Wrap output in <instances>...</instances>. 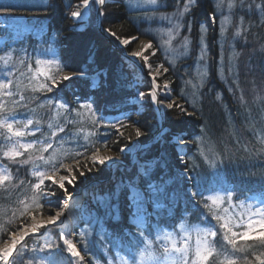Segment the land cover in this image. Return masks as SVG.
<instances>
[{"label": "trees", "instance_id": "1", "mask_svg": "<svg viewBox=\"0 0 264 264\" xmlns=\"http://www.w3.org/2000/svg\"><path fill=\"white\" fill-rule=\"evenodd\" d=\"M79 1L47 0V7L16 11L15 14L48 20L47 32L36 39L30 37L27 43L20 42L0 55H12L14 59L6 76V81H12L14 97L0 95V172L7 171L8 175L14 176L9 183L0 185V215L10 209V213L0 217V243L25 221V207L33 209L35 215L46 216L50 214L49 207L63 197L57 191L51 196L54 198L52 204L48 201L44 204L43 199L42 203L47 207L36 209L31 199L33 194L19 192L18 184L22 179H34V172L50 170V165H45L41 156L63 163L76 160L79 149L84 153L79 157H84L80 164L91 165L87 157L99 148L110 149L127 161L128 155L119 150L132 141L145 143L158 130L150 105H145L141 114L130 113L111 123L104 116L99 117L101 106H117L134 95V89L128 90L127 86L135 68L125 62L100 34L94 25V11H91L88 27L84 30L74 28L69 14ZM68 4L71 7H66ZM257 4L264 6V0H245L244 7L240 0H156L155 3L151 0H108L102 8L105 16L101 21L103 27L116 34L110 38L114 44L118 42L117 37L123 39L134 35L149 40L152 48L144 53L147 64L161 63L165 67L162 79L170 80L174 96H179L192 114H183L181 118L173 109L164 112L167 131L161 141L151 144L145 151L144 158H153L155 163L146 166L144 175L134 165L128 169L116 165L111 175L106 164L91 166V171L78 166L77 170L84 171L85 175L78 176L76 182L66 188L73 192L78 186L89 184L80 206L82 219L74 232L87 264H96L94 243L112 242L113 237L119 236L129 240L136 251L143 252L148 246L139 235L141 232L157 229L169 235L184 222L198 227L214 226L212 229L218 236L212 238L216 241V250L210 258L212 264H224L230 257L243 264L242 254L235 253L223 240L220 224L230 222L233 231H244L237 222L246 212L243 204L246 195H264V15L255 8ZM248 5L252 6L251 11ZM130 49L129 46L125 48L126 51ZM142 66H146L145 62ZM100 69L106 71V77L99 75L94 88L88 80L74 78L68 82L60 76L64 71L92 74ZM44 74L55 75L59 80L52 93L35 90L45 82ZM21 96L25 98L23 102ZM18 103L21 106L18 107ZM44 103L59 111H51L47 119L48 111L41 108ZM103 113L109 112L102 109ZM28 119L41 131L27 132L23 124ZM6 123L25 131V136L13 137L4 126ZM121 125L125 127L121 128ZM137 128L141 132L139 137L135 135ZM171 134L180 135L190 143L181 160L170 141ZM49 136L52 145L49 151L33 158L32 149H39ZM25 141L33 147L23 153L20 146ZM85 146L90 150L85 151ZM54 149L55 153L52 152ZM72 149L74 153L62 160V154ZM14 151L21 152L16 161L5 160L4 154ZM180 169L189 173L192 193H200L195 198L191 196L194 203L189 200L188 181L180 174ZM150 181L156 186L149 197V209L152 202L162 206L152 210L149 218L152 226L139 229L129 207V189L133 186L139 188L140 193H148ZM47 187L53 185L48 183ZM225 188L232 191L231 200L223 191ZM218 193L224 197H213ZM214 215L221 217L218 223ZM102 226L106 227L107 233ZM172 244L170 235L162 247ZM239 244L247 249L248 259L257 264L254 256L264 252V248L258 246L259 242L249 240L239 241ZM19 254V263L15 259L13 264H26L29 260L34 264L30 249ZM56 257L68 264L63 253H56Z\"/></svg>", "mask_w": 264, "mask_h": 264}, {"label": "snow or ice", "instance_id": "2", "mask_svg": "<svg viewBox=\"0 0 264 264\" xmlns=\"http://www.w3.org/2000/svg\"><path fill=\"white\" fill-rule=\"evenodd\" d=\"M152 3H155L156 0H151ZM241 7L245 6V0H240ZM81 4L83 5L84 10L89 11L94 8L95 5L101 6V8L106 7V0H81ZM47 7V5H44L41 3L40 5H32L29 6L27 3H21L19 0H0V14H4L7 16H12L21 8L30 9V7ZM66 7H71V4L66 5ZM187 7V6H186ZM101 8H96L95 13L97 16H105V12L101 10ZM249 10H252V6L248 5ZM256 9H259L261 15H264V6H261L259 4L255 5ZM71 17L78 20L83 21V17L85 16V13L82 12L79 8L75 11H72L70 13ZM100 27L104 32H106L110 36H115L116 34L112 32L109 28L103 27V22L101 21ZM27 30V29H25ZM119 43L121 45H129L130 40L127 38H119ZM152 48L151 43H145L143 45V48L139 51H133L131 53V56L135 58H141L144 60L145 63H147V57L143 55L144 50ZM37 63H40V61H37ZM59 67V65H58ZM45 75V82L39 84V88L35 89L36 91L41 92H47L52 93L53 88L56 87L59 83V81L56 79L55 75ZM84 73H72V74H65L61 77V80L71 82L74 80V78L78 76H83ZM48 81H51V83H48ZM157 87L156 78L153 76L152 78V88L155 89ZM164 88L167 89L168 85H164ZM166 95L163 97H160L157 95V92L155 90L151 91L148 94H145L144 92H140L139 96L143 99H148L155 103V104H162L166 106L168 109L179 108L181 113H185V109L181 107L179 104L175 103L174 101H171L170 94L165 92ZM0 95H2L5 98L14 97V92L12 90V81H0ZM25 98L21 96L20 101L23 102ZM90 99V98H89ZM168 101L165 103V101ZM16 103L15 101H13ZM17 106H21L19 103ZM64 106V105H61ZM83 107V105H81ZM89 109H91V104L88 105ZM71 114V110L69 111V115ZM188 115H191V113H186ZM14 119V117H11ZM71 122L70 120L68 121ZM95 124L96 122L93 121ZM33 124V121L31 119H28L26 123L23 124L24 129H28L30 125ZM4 126H6L7 131L11 133L13 137L21 138L25 136V131L20 130L19 128H14L12 123H6ZM108 127H112V125H108ZM121 128L125 127L124 125L120 126ZM63 131V129L61 130ZM119 131V129H117ZM55 135V133H53ZM120 135L123 136V132H120ZM136 137L141 136L140 130L137 128L135 131ZM131 140V137H129ZM179 143L181 145L187 143L182 137L179 140ZM51 144H48V148H51ZM22 149H24L25 152H27L29 149L33 147V144L26 143L22 144L20 146ZM90 149L85 146V151H89ZM44 151H47V148L44 149ZM121 152L124 151V149H120ZM5 157L9 160L15 162L16 158L21 155L20 151H14V152H6ZM84 155V153L80 152L79 149L76 151V164H68L65 165L61 161H52V160H45L43 156L40 157L41 160L44 161L45 165H50V170L48 172H42V171H36L34 172V175L37 177L36 183H33L31 185V188L33 190V196L31 197L32 201L35 202V208L41 209L44 207V204L42 203V199L45 196H55L57 194V191L61 192L63 194V198H67L69 200L74 199L71 192L66 188V185L74 184L77 180L78 176H84V171H78L77 165L80 168L86 169L87 171H91L92 167L97 164H104L106 161H111L113 158L105 155L100 154L99 148L96 149L92 153L90 157H87V159L91 160V165H89L87 162L84 164H80V160L78 159L80 156ZM60 169H64L66 174H60L57 173L60 171ZM11 180V176L7 174H0V185H4L6 182ZM51 183L53 187H47L48 183ZM153 186L150 184L149 188H152ZM45 188L47 190L45 191ZM225 192L227 198L231 200L233 198V193L231 190L225 188L223 189ZM193 197L200 195L199 192L192 193ZM97 199H103V197H97ZM131 200V205L133 209V215L136 214V212L141 211L142 208L139 205V200L135 195L129 197ZM219 199V198H217ZM216 202V199L213 200V203ZM21 203H25L24 201H21ZM157 207H160V205H156ZM24 214L30 215L32 219V223L26 227L23 228V230L18 232H13L11 235V240L8 245H6L3 249H0V260L4 261V264H9V257L12 256L13 251L17 249V246L20 245L22 242L26 243V237H29L30 235L34 234H40L42 229L47 228L51 225H56L57 222L61 221V218L64 216V210L61 209L59 211H56L55 214H50L47 216L46 220H37L35 217V214L33 212V209L25 207L23 210ZM214 218L219 221L221 219L220 216L214 215ZM243 226V225H242ZM75 227L77 225L74 223L72 225V230L75 232ZM220 229L223 231V240L227 243V245L231 246L233 251L235 253H241L242 254V260L243 264H253L251 260L248 259V253L247 249L240 246L239 241H258L259 247L264 248V207H258L256 208L255 212L250 216L247 220L246 229L244 231H233L230 222H225L220 224ZM141 237H144L145 233L141 232L139 234ZM205 237H213L216 238L218 236L217 231L208 230L205 232ZM165 239H168V237H165ZM59 240L62 241L61 244L51 245L49 244V251L51 253V258L47 259V264H63V261L61 259H58L56 257V253H63L65 250L70 255L71 258L77 259L79 264H83L84 257L81 256L80 251L77 250V245L73 242L72 239L68 238V235L66 232H62L59 235ZM142 241H138L137 243H140ZM216 241L215 240H208L205 239H198L196 242L195 252L194 254L191 251L190 246H188L187 241L184 242V246L178 245L176 243H173L171 247H164L163 248V259L168 262V264H212V261L210 258H213V252L216 250L215 248ZM253 252H255V248H253ZM141 257L145 258V253H141ZM146 259L150 261H157V256L153 254L151 251H147ZM255 261L257 264H264V252L257 254L254 256ZM68 264H72L71 260H68ZM132 264H136L135 259L132 260ZM159 264V262H157ZM224 264H239V261L235 257L227 258L224 262Z\"/></svg>", "mask_w": 264, "mask_h": 264}, {"label": "rangeland", "instance_id": "3", "mask_svg": "<svg viewBox=\"0 0 264 264\" xmlns=\"http://www.w3.org/2000/svg\"><path fill=\"white\" fill-rule=\"evenodd\" d=\"M20 2L21 3H27L28 5H34L36 3L41 2V0H20ZM78 5H79V2L76 4V8L74 9V11L77 9ZM90 11H94V8L89 10V11H87V16L90 14ZM2 16L3 17L6 16L7 20H9V19L10 20L6 24H3V25L0 24V27L1 26L3 27L2 29H6L5 34L3 36H0V48L4 44H6L7 41H9L10 39L17 38V36H19L21 34V32H22V28H23V25H24V20L27 21L24 17H22V19H21L19 17L7 16V15H2ZM70 18L73 21V23H76L77 27H80V28H83L86 25V23H87V19H85V21H78V20L72 18L71 15H70ZM0 19H1V17H0ZM126 38L130 40V44L129 45H127V46L121 45L119 43V40H118L117 43L119 44L121 50H122V47L124 49L126 47H128V46L131 48L129 51H126V53H123V55L126 56V57L128 56L130 58V60L127 59V58L126 59L128 60L129 64L131 63L130 64L131 66H134V67L136 66V68H137L136 75H138L139 77H143L144 76L147 79V81L149 83V88L144 93L148 94L151 91L155 90L157 92L158 96L163 97L164 95H166L165 92H167V93L170 94L171 101H174L175 103L179 104L181 107L184 108L183 103L177 101L179 98L177 99L175 96H173L174 92H173V90H172V88H171V86L169 84L170 80L162 79V77H163L162 76V71H163L162 70V68H163L162 64L159 63L158 65H155V66H151V65L149 66L147 63H145L146 66H142L144 64V60L143 59L130 57V54L132 53V51L135 50L134 47L137 44V42L140 41V39L138 37H132V38L131 37H126ZM141 40H143V39H141ZM146 43H148V42H146ZM145 52H146V50H144V52H143L144 56L146 54ZM13 64H14L13 61L11 63V62H9L7 60V58L1 56L0 57V72H2L3 69H5L6 71H10ZM144 69L147 70L146 73L143 72ZM142 73H143V75H142ZM65 74H72V73H65ZM153 76H155L156 83H157V87L155 89L152 88V78H153ZM133 84H134V82H133ZM166 84L168 85L167 89L164 88V85H166ZM145 101H148V103H150V105L153 107V109L158 108V107H160V109H168V108H166V106H164L162 104L153 103L150 100V98L142 100L140 98V96H139V93H138V95L134 99V101L130 102V104L125 106L127 108L126 111H125L124 108H122V110L117 111L116 114H117V116H119L121 114L123 116L125 113H130L133 110V108H132L133 106H134V109H136V107L139 106L137 112H141V109L143 108V105L146 103ZM167 102L168 101L166 100L165 103H167ZM41 108H44V109H46V111H48L49 114H48V118L47 119H49V117L51 115V111H53V110H54V112H56V110H57V112L59 111L55 106L50 107V105L48 103L42 104ZM173 110L175 111L174 114L176 116L180 115L181 118L183 117V114L187 115L186 113H188L186 111H185V113H181L179 108H175V107L173 108ZM156 114H157V112H156ZM154 136H156V135H153L152 138ZM171 136H172L171 137L172 140L176 142L178 147H182L183 146V145H181L179 143L180 136H177L175 134H171ZM48 140H51L50 136H49ZM136 144L137 143H135V141H132L129 146L122 147L124 149L123 152H121L120 150H119V152H121L122 154H127V152H129L130 153V160L131 161H137L138 160V152L137 151L140 150V148H142V147L140 145H136ZM56 149H54L52 152L55 153ZM100 154L113 158L111 161H106L104 163V164H106V166L108 165V167H112V166H114L117 163L125 165V163L123 162L124 159L123 158L121 159L120 157H118L115 154V152L110 150V149H105V150H102V151L100 150ZM91 155L92 154H90L88 157H90ZM83 159H81V160H83ZM88 161H89V163H91L90 159H88ZM68 164L75 165L76 161L74 160V162L67 163L65 165H68ZM77 168H78V165H77ZM140 169L142 170L141 167H140ZM0 174H2V173L0 172ZM57 174L58 175L66 174V172H65L64 169H60V171ZM34 180L37 181V177H35ZM83 192H84V188L80 189V193H83ZM77 194H72L74 199H71V200H69L67 198L66 199L64 198L62 200L60 198L54 204L53 207H49L50 208V214H53V215L55 214L56 211H59V210L63 209L64 210V216L61 218L60 222H57L56 225H51L52 227H54V229H55L54 231H52L49 227H47L45 229H42L40 234H34V236L39 238V240H40V243H37L36 247H34L33 242L31 243V250L33 251V253H31L32 254V262L34 264H47V259L51 258V253L49 251V243H51L52 245H56L58 243L62 245V241L59 240V235L62 232H66V227H67V232L66 233L68 235V238L73 240V238H72L73 236H72V232H71L72 230H70V229H71L72 225L74 224V220H75V217H73V215L78 214L77 209H75V206L73 205V202H76L78 197H81V195H79V194L77 195ZM44 198H46V199L49 198V202L51 204L53 203L54 198H52V197L50 198V196H45ZM46 207H44V208H46ZM71 209L75 210L76 214L71 213L70 212ZM251 210H253L252 207L248 211V213H247V215H246V217L244 219V221H246L245 222L246 224H247L248 218L250 216H252V214H253V212ZM47 216L48 215H46L44 217H41L39 215H35L37 220H46ZM0 217H3V215H1ZM26 219H27L26 220L27 224L25 226H28V225H30L32 223L31 216H27ZM202 219L204 221L207 220L206 217H202ZM66 223H68V226L65 225ZM205 226H208V225H205ZM18 231H16V232H18ZM206 231H208V229L204 230V229H200V228H195L193 231H189V233L191 234L189 236L187 234L186 228L184 226L180 225L175 230L170 231L169 235L160 233L155 238L154 236H156V234L153 233V236L150 235L146 239V243L145 244L148 247L146 248L145 251H143V253H145V258L141 257V253L142 252H135L133 250L131 251L129 248H128V250L126 252H121V251L118 252V251L115 250V246H113V250L114 251L113 252H107V250L105 248H102V247H97L96 248L94 245L93 246H94L95 251H94V256L93 257L96 258L95 259L96 260V264H100V263H103V264H132V260L133 259H135L136 264H157V262H159V264H168V262L163 259V255H162L163 248H164V247H162V244L166 243L165 237H168L171 234L173 243L176 242V241H179L182 244V246H184V242L187 241V235H188V238H190V239L187 241V244H188V246L192 247L194 249V252H195V247H196L197 240L198 239H201V240L205 239L206 237H205L204 234H205ZM3 242L4 241H2L0 243V245ZM73 242H74V240H73ZM147 251L153 252V254L157 256V261H150V260L146 259ZM57 253H59V252H57ZM59 254H62V253H59ZM63 254L66 255L67 261L71 260L72 264H79L78 260L74 259V258H71L70 255L66 252V250L63 252ZM17 255L21 256L18 253H17ZM29 262L31 264L30 260H29ZM0 264H4V261L0 260ZM83 264H85L84 260H83Z\"/></svg>", "mask_w": 264, "mask_h": 264}, {"label": "bare ground", "instance_id": "4", "mask_svg": "<svg viewBox=\"0 0 264 264\" xmlns=\"http://www.w3.org/2000/svg\"><path fill=\"white\" fill-rule=\"evenodd\" d=\"M78 8H79L82 12L85 13V16L83 17V21H84V20L87 19V17H88V16H87V11L84 10L83 5L81 4V2L79 3ZM78 8H77V9H78ZM77 9H76V10H77ZM104 33L107 35L106 32H104ZM109 37H111V36L109 35ZM132 37H138V36H137V35H134V36H131V38H132ZM138 38L140 39V41H138L137 44L135 45V47H134L135 50H134V51H139V50L143 47V45L147 42V40H145V39L142 38V37H138ZM141 39H143V40H141ZM132 52H133V51H132ZM130 57H133V56H131V54H130ZM126 58L130 60V58H129L128 56H127ZM134 58H135V57H134ZM48 144H49V141H48L47 139L44 140L43 143H42V145L44 146V148L49 149V148H48ZM111 163H112V162H111ZM70 212L76 214V211H75V210H72V209H71ZM41 217H44V216H41ZM65 225L68 226V223H66ZM24 227H26V226H24ZM24 227H22L19 231L23 230ZM66 232H67V227H66ZM11 235H12V234H11ZM11 235H10L9 239H6V240L0 245V249H3L6 245H8V244L10 243ZM9 258H10V257H9Z\"/></svg>", "mask_w": 264, "mask_h": 264}]
</instances>
